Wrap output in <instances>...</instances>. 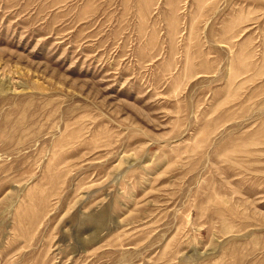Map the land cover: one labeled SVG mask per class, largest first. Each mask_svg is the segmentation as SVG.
Masks as SVG:
<instances>
[{"label": "rangeland", "instance_id": "1", "mask_svg": "<svg viewBox=\"0 0 264 264\" xmlns=\"http://www.w3.org/2000/svg\"><path fill=\"white\" fill-rule=\"evenodd\" d=\"M0 264H264V0H0Z\"/></svg>", "mask_w": 264, "mask_h": 264}]
</instances>
